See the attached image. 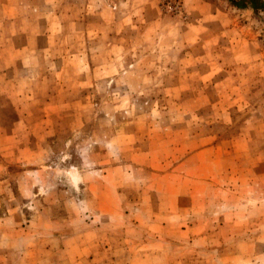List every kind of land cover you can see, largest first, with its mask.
<instances>
[{"label":"rangeland","instance_id":"374dc122","mask_svg":"<svg viewBox=\"0 0 264 264\" xmlns=\"http://www.w3.org/2000/svg\"><path fill=\"white\" fill-rule=\"evenodd\" d=\"M0 264H264V0H0Z\"/></svg>","mask_w":264,"mask_h":264}]
</instances>
